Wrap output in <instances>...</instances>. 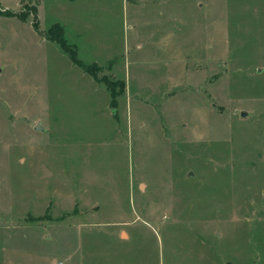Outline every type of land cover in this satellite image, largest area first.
<instances>
[{
  "label": "rangeland",
  "instance_id": "374dc122",
  "mask_svg": "<svg viewBox=\"0 0 264 264\" xmlns=\"http://www.w3.org/2000/svg\"><path fill=\"white\" fill-rule=\"evenodd\" d=\"M0 15V264H264V0Z\"/></svg>",
  "mask_w": 264,
  "mask_h": 264
},
{
  "label": "trees",
  "instance_id": "16d2710c",
  "mask_svg": "<svg viewBox=\"0 0 264 264\" xmlns=\"http://www.w3.org/2000/svg\"><path fill=\"white\" fill-rule=\"evenodd\" d=\"M3 14L5 15V14H8V13L5 12ZM53 28H57L58 29V33L55 36H53V34H54L53 33ZM45 37H47V39H49V40H54L55 42H57L62 51H64L65 53L68 52V56H69L70 60L72 61V63L74 65L80 67L82 70H84L86 73H88L89 75H91L94 78L95 73H96L95 70H97V68L94 69L93 67H96V66L95 65H85L84 63H81L76 58L75 51H73L68 46V44H66V42L64 40V37L62 36V28H61V26L55 25V24L53 26H51V28L47 30ZM108 90H109L110 96H111L110 105L114 106L117 92L112 91V88H109V87H108Z\"/></svg>",
  "mask_w": 264,
  "mask_h": 264
},
{
  "label": "crops",
  "instance_id": "0c3cea01",
  "mask_svg": "<svg viewBox=\"0 0 264 264\" xmlns=\"http://www.w3.org/2000/svg\"><path fill=\"white\" fill-rule=\"evenodd\" d=\"M69 1L74 2V1H76V0H69ZM38 5H39V4H38ZM36 7H37L36 10L38 11V6L36 5ZM0 16H1V15H0ZM5 16H6V17H10V18L17 19V20H19V21L21 20V21H24V22H25V20H26V18H27V17H26V18H21V17L19 18V17H17V16H7V15H5ZM5 16L3 15V16H1V17H5ZM28 20H29V19H28ZM29 21H30V20H29ZM29 21H28V22H29ZM32 22H33V23H32V24H33V27H34L35 29H37L36 27H37L38 24L36 23V16H35V20L32 21ZM37 22H38V21H37ZM54 24H56V23H54ZM52 25H53V24H52ZM52 25H51V26H52ZM58 25H59V24H58ZM51 26H50V28H51ZM59 26H61V25H59ZM50 28H48V29H50ZM61 28H62V36H63V29H64V28H63V26H61ZM48 29H47V30H48ZM37 30H38V32L41 34V36L45 38V39H44L45 41H48V42L53 41V42H55L54 40H49V39H47V37H45V35H44V31L41 30V29L39 28V26H38V29H37ZM46 32H47V31H46ZM63 37H64V36H63ZM64 40H65V38H64ZM65 42H66V40H65ZM55 43H57V42H55ZM57 44H58V43H57ZM66 44H67V42H66ZM68 46H69L73 51H75V50L73 49L72 45L68 44ZM60 49H61V48H60ZM61 51H62V50H61ZM62 52H64V51H62ZM64 53H65V52H64ZM75 53H76V51H75ZM68 57H69V56H68ZM76 58H77V54H76ZM77 59H78V58H77ZM112 59H113V58H110V59L106 60V62L111 61ZM69 60H70V58H69ZM78 60H79V59H78ZM79 61H80L81 63H84V64H90V63L100 64V65L102 64V63H96V62L85 63V62H82L81 60H79ZM70 62L72 63L71 60H70ZM106 62H105V63H106ZM72 64H73V63H72ZM103 64H104V63H103ZM6 65H7V64L4 65V64L2 63L1 66L6 67ZM73 65H74V64H73ZM75 66H76V65H75ZM77 67H78V66H77ZM78 68H80V67H78ZM80 69H81V68H80ZM81 70H82V69H81ZM82 72H84L85 74L89 75V74L86 73L84 70H82ZM90 77H91V76H90ZM109 99H110V96H109Z\"/></svg>",
  "mask_w": 264,
  "mask_h": 264
},
{
  "label": "water",
  "instance_id": "95a60500",
  "mask_svg": "<svg viewBox=\"0 0 264 264\" xmlns=\"http://www.w3.org/2000/svg\"><path fill=\"white\" fill-rule=\"evenodd\" d=\"M240 116H246V115H245L244 112H241ZM39 127H40L39 123H36L35 126H34L35 129H39Z\"/></svg>",
  "mask_w": 264,
  "mask_h": 264
}]
</instances>
